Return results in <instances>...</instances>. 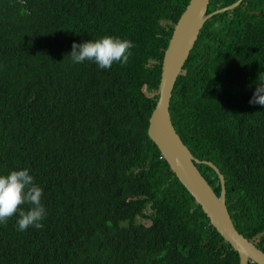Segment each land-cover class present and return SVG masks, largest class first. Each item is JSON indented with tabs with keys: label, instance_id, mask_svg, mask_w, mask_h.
Wrapping results in <instances>:
<instances>
[{
	"label": "trees",
	"instance_id": "obj_1",
	"mask_svg": "<svg viewBox=\"0 0 264 264\" xmlns=\"http://www.w3.org/2000/svg\"><path fill=\"white\" fill-rule=\"evenodd\" d=\"M236 1L210 0L207 13ZM188 2L0 0V174L28 169L46 210L40 229L19 231L18 214L0 223V264H239L147 133ZM105 35L133 42L127 64L71 60L73 42ZM258 81L264 0H242L204 23L169 111L194 157L223 174L235 228L264 252ZM196 166L219 196L217 173Z\"/></svg>",
	"mask_w": 264,
	"mask_h": 264
},
{
	"label": "water",
	"instance_id": "obj_2",
	"mask_svg": "<svg viewBox=\"0 0 264 264\" xmlns=\"http://www.w3.org/2000/svg\"><path fill=\"white\" fill-rule=\"evenodd\" d=\"M242 0L207 13L210 0H189L174 25L172 35L164 51L158 98L149 117L147 133L158 147L162 157L180 183L195 199L209 218L216 231L236 250L239 264H264V252L235 228L226 206V189L223 174L211 161L194 157L176 132L169 106L175 81L192 50L204 23L213 15L231 9ZM205 163L217 173L221 191L215 194L196 164Z\"/></svg>",
	"mask_w": 264,
	"mask_h": 264
},
{
	"label": "clouds",
	"instance_id": "obj_3",
	"mask_svg": "<svg viewBox=\"0 0 264 264\" xmlns=\"http://www.w3.org/2000/svg\"><path fill=\"white\" fill-rule=\"evenodd\" d=\"M132 41L105 35L95 40H86L72 44L70 54L74 63L95 62L100 69H109L114 62L127 64ZM250 104L264 106V81H258ZM43 189L34 183L28 169L13 170L7 175L0 174V223H6L14 214H18L17 227L24 231L30 226L43 227L41 221L46 217L42 203ZM29 205L26 210L22 205Z\"/></svg>",
	"mask_w": 264,
	"mask_h": 264
},
{
	"label": "rangeland",
	"instance_id": "obj_4",
	"mask_svg": "<svg viewBox=\"0 0 264 264\" xmlns=\"http://www.w3.org/2000/svg\"><path fill=\"white\" fill-rule=\"evenodd\" d=\"M157 91H158V89H157ZM137 221H140V219L138 218ZM145 223H147V221H145Z\"/></svg>",
	"mask_w": 264,
	"mask_h": 264
}]
</instances>
